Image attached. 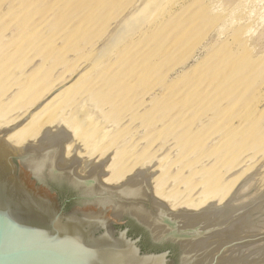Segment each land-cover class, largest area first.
<instances>
[{
    "label": "rangeland",
    "instance_id": "1",
    "mask_svg": "<svg viewBox=\"0 0 264 264\" xmlns=\"http://www.w3.org/2000/svg\"><path fill=\"white\" fill-rule=\"evenodd\" d=\"M145 1L0 0L3 97L36 81L38 88L52 83L41 99L52 95ZM262 26L264 0H175L153 25L134 27L77 90L76 103L86 99L112 131L110 150L120 143L144 150L145 164L166 148L156 160L169 164L159 188L169 209L174 198L219 189L235 175L231 191L253 170L264 175ZM256 222L252 230H264V211Z\"/></svg>",
    "mask_w": 264,
    "mask_h": 264
},
{
    "label": "water",
    "instance_id": "2",
    "mask_svg": "<svg viewBox=\"0 0 264 264\" xmlns=\"http://www.w3.org/2000/svg\"><path fill=\"white\" fill-rule=\"evenodd\" d=\"M0 128V264H264V191L233 204L246 174L225 201L171 210L153 195L156 157L116 184L98 161L73 153L63 125L45 126L33 143L14 146Z\"/></svg>",
    "mask_w": 264,
    "mask_h": 264
},
{
    "label": "bare ground",
    "instance_id": "3",
    "mask_svg": "<svg viewBox=\"0 0 264 264\" xmlns=\"http://www.w3.org/2000/svg\"><path fill=\"white\" fill-rule=\"evenodd\" d=\"M174 1L175 0H147V2L145 1L144 3L145 5H142V9L138 6L141 9H139L140 13L137 14L138 17L132 19L133 17L131 16H124V18L116 24L114 29H112L108 37L103 40V43L90 58L89 62L76 73L68 84L65 86L62 85V88L60 85V88L55 89V91H53L54 93L52 92V95L49 97L41 99L43 94L52 88V83H46L42 88L37 87L38 81L31 85L20 83L6 96V98L3 97L4 86L0 84V128L8 127L14 123L19 124V126L9 132L4 139L14 146H21L24 145L25 142H35L45 126L59 127L63 125L71 132L72 136V141L64 144V157H69L73 153L74 147H76L75 153L78 157L90 160L96 156L94 158L96 162L111 151L112 153L109 155L110 159L103 168L108 171V173L102 176L101 180L106 184H116L130 175L138 167L139 163L144 160V150L139 153L132 152V147L125 149L124 143H120L110 150L114 144L112 143L114 142L113 139L109 136L112 131L109 130V128L105 129L101 124V120L97 119L96 116H98L100 112H98L97 115L93 114L91 110L85 107V105L87 106L86 99H81L76 103L74 98H76L77 90L82 87V83L88 79L87 76L89 73L101 62H104L110 55L117 53L120 49L119 47L130 40L133 35L131 33L134 32V27L137 29L138 26L140 28V26L146 24L149 26L153 25L157 17L163 14L166 8L172 6ZM223 1L227 2L229 0ZM138 7H136V9ZM136 9L135 11H137ZM135 15L136 14H134V16ZM260 31L263 32L261 35H264V29ZM3 69L2 66H0V74L4 72ZM74 101L75 103H73ZM65 108L67 109L65 110ZM99 115L101 116V113ZM157 163H159L158 170L160 171L151 177L150 183L151 188L153 187V195L161 199L168 197V194L159 191V188L162 185V181L160 180L161 175L168 168L169 164H166L164 160L162 162V157L157 160ZM155 166L156 164L153 165L151 169L154 170ZM260 169L264 170L263 166L260 165L259 170ZM238 176L240 175H235L228 179V181L220 183L219 189H201L192 199L186 197L185 199L176 200L174 198L171 204L173 209L171 210H176L174 209L175 207L180 208L181 206L197 210L205 206L214 196H218V204L215 205L223 203L232 192V185ZM263 185V171H254V174L250 175L236 192L233 198V204L242 203L252 198L249 192L246 193L247 188H252V196H256L261 192L260 189ZM168 193L171 196H176L174 192L170 191ZM237 195L239 197L243 196V199H237Z\"/></svg>",
    "mask_w": 264,
    "mask_h": 264
}]
</instances>
